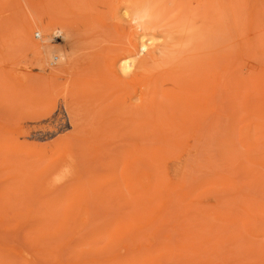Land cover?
Returning <instances> with one entry per match:
<instances>
[{
  "label": "rangeland",
  "instance_id": "374dc122",
  "mask_svg": "<svg viewBox=\"0 0 264 264\" xmlns=\"http://www.w3.org/2000/svg\"><path fill=\"white\" fill-rule=\"evenodd\" d=\"M0 264H264V0H0Z\"/></svg>",
  "mask_w": 264,
  "mask_h": 264
},
{
  "label": "bare ground",
  "instance_id": "6f19581e",
  "mask_svg": "<svg viewBox=\"0 0 264 264\" xmlns=\"http://www.w3.org/2000/svg\"><path fill=\"white\" fill-rule=\"evenodd\" d=\"M76 36V35H75ZM40 37V36H39ZM72 37V36H71ZM145 47V46H144ZM147 48V47H146ZM143 50V49H142ZM145 50V49H144ZM143 52V51H142ZM131 67H133V64L132 62L130 61H126V64H125V69H130Z\"/></svg>",
  "mask_w": 264,
  "mask_h": 264
}]
</instances>
